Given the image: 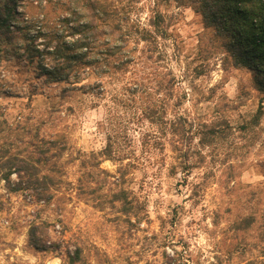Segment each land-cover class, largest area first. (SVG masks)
I'll return each mask as SVG.
<instances>
[{
    "label": "clouds",
    "instance_id": "9594fccd",
    "mask_svg": "<svg viewBox=\"0 0 264 264\" xmlns=\"http://www.w3.org/2000/svg\"><path fill=\"white\" fill-rule=\"evenodd\" d=\"M205 4L264 37V0H0V264H264V44Z\"/></svg>",
    "mask_w": 264,
    "mask_h": 264
},
{
    "label": "trees",
    "instance_id": "16d2710c",
    "mask_svg": "<svg viewBox=\"0 0 264 264\" xmlns=\"http://www.w3.org/2000/svg\"><path fill=\"white\" fill-rule=\"evenodd\" d=\"M205 18L206 21L217 28L218 33L223 37H230L232 43H227L224 46L236 57V59L245 64L251 69H256V65L253 63V59L258 58L256 56V49L264 44V37L257 38L255 36L248 37L242 30H238L237 25L244 18V13L235 9L217 8L216 11H212L207 4H205ZM231 22L230 24L228 22ZM6 23V21H4ZM90 30L89 28L84 29ZM63 55V52L60 53ZM261 91H264V79H260L259 76L256 79Z\"/></svg>",
    "mask_w": 264,
    "mask_h": 264
},
{
    "label": "rangeland",
    "instance_id": "374dc122",
    "mask_svg": "<svg viewBox=\"0 0 264 264\" xmlns=\"http://www.w3.org/2000/svg\"><path fill=\"white\" fill-rule=\"evenodd\" d=\"M216 40H217V42H219V41H218V38H216ZM250 69H251V68H250Z\"/></svg>",
    "mask_w": 264,
    "mask_h": 264
}]
</instances>
